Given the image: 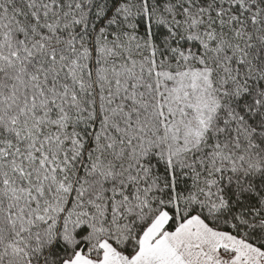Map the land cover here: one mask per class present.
Returning a JSON list of instances; mask_svg holds the SVG:
<instances>
[{"label": "snow or ice", "instance_id": "obj_1", "mask_svg": "<svg viewBox=\"0 0 264 264\" xmlns=\"http://www.w3.org/2000/svg\"><path fill=\"white\" fill-rule=\"evenodd\" d=\"M0 264H264V0H0Z\"/></svg>", "mask_w": 264, "mask_h": 264}]
</instances>
